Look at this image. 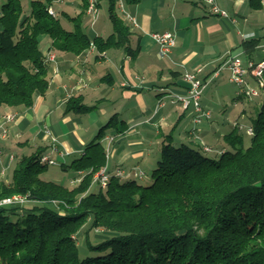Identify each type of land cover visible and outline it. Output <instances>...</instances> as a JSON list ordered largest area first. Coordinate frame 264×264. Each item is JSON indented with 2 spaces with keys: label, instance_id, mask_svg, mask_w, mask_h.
I'll use <instances>...</instances> for the list:
<instances>
[{
  "label": "trees",
  "instance_id": "obj_1",
  "mask_svg": "<svg viewBox=\"0 0 264 264\" xmlns=\"http://www.w3.org/2000/svg\"><path fill=\"white\" fill-rule=\"evenodd\" d=\"M55 1L30 0L28 8L23 0L1 5L0 107L31 108L49 90L43 37L51 39L53 49L74 55L92 43L100 53L121 48L138 55L140 48L131 47L132 31L118 13L119 0H108L113 33L94 39L82 25L90 0H80L75 17L66 14L73 29L49 13ZM98 107L74 96L65 113L87 114ZM118 120L114 114L79 158L61 164L81 173L80 183L42 179L51 165L41 163L42 147L15 162L10 181L0 180V202L14 194L28 197L25 204L0 205V264H264V98L252 117L246 149L238 147L242 138L234 131L225 137L231 146L219 152L177 144L171 132L161 143L150 185L116 174L106 186L94 185V175L107 162L105 131L126 128L123 122L118 127ZM87 225L80 246L78 235ZM98 229L106 235L90 241L89 232Z\"/></svg>",
  "mask_w": 264,
  "mask_h": 264
},
{
  "label": "crops",
  "instance_id": "obj_2",
  "mask_svg": "<svg viewBox=\"0 0 264 264\" xmlns=\"http://www.w3.org/2000/svg\"><path fill=\"white\" fill-rule=\"evenodd\" d=\"M214 2L227 12V16L213 13L212 5L206 0H141L134 5L123 2L124 10L135 18L138 26H133L124 17L119 3L118 13L132 31L131 47L140 48L135 58L121 48L100 53L96 46L81 55H74L53 49L51 39L43 37L40 43L43 53L56 54V60L50 63L49 90L45 95L37 96L31 108L0 107V121L4 114H17V119L10 125L9 137L0 140L2 151L15 156L13 161L7 154L0 158L3 169L5 166L10 168L24 154L32 153L33 146L48 148L54 153L52 158L65 164L71 157L79 158L94 138L96 129L92 130L90 124L92 116L98 114L94 122L100 129L108 121V117L102 116L106 115L107 107L114 108V114H118L126 126L124 132L116 128L102 140L104 146L109 145L107 171L111 176L120 171L123 177H128V174L142 170L144 163L148 170H153L165 136L178 130L177 139L173 136L177 144L186 142L207 145L218 152L223 150L225 137L238 129L235 126L238 118L255 116L264 98V88L259 97L246 98L230 86L235 85L230 80V70H218L233 55H240L245 62L264 60V0ZM103 4L108 15V0L100 1L97 15ZM257 4L261 7L254 8ZM55 5L59 6L57 11L71 17L81 11L80 0H64ZM68 9H72V13ZM90 17L92 25L86 23ZM100 19L96 16L94 21L88 12L84 16L83 29L91 39L107 38L113 33L109 15L110 22L106 18L105 21ZM71 24L73 26L69 20ZM165 31L174 32L177 42L171 55L162 58L151 34ZM186 72H197L201 80L208 82L202 106L211 110L212 118L197 130H194L198 125L194 122L193 108L184 110L181 104L170 101L162 107L158 105L164 95L161 89L186 92L188 84L183 78ZM247 81L253 87L258 86L251 74ZM116 95L119 97L114 100ZM74 96H82L85 104H98L99 107L89 114L65 113L67 101ZM231 99L232 112L228 105ZM216 111L220 112L221 120L215 117ZM160 136L161 140L157 138ZM106 137L114 140L110 143ZM54 142L58 152L52 151ZM15 146L19 150L14 149Z\"/></svg>",
  "mask_w": 264,
  "mask_h": 264
},
{
  "label": "built area",
  "instance_id": "obj_3",
  "mask_svg": "<svg viewBox=\"0 0 264 264\" xmlns=\"http://www.w3.org/2000/svg\"><path fill=\"white\" fill-rule=\"evenodd\" d=\"M62 0H56L55 4L60 3ZM120 6L123 11V15L127 18L133 26H138L135 18H133L123 7V0H119ZM209 4L212 5V12L215 14H219L221 16H227V12L220 9L214 2V0H206ZM87 12L91 14L96 19L98 8H97V0H90L89 7ZM49 13L52 16L57 15V10L54 6L49 8ZM152 38L159 46V55L164 57H169L173 52L174 47L176 46V34L171 31L165 32H154L151 34ZM92 47L95 45L92 43ZM56 60L55 53H49L46 56V62L51 63ZM227 68L230 70V80L238 87L239 95H243L246 98H257L261 94V89L264 88V60L259 62H254L252 60H248L245 62L240 55H233L229 56L226 61L219 67V70ZM253 75L257 80V87L251 86L247 81V76ZM184 81L188 84L187 90L185 93H177L173 91H167L165 89H161V92H164L163 96L159 99L158 105L160 107L164 106L167 101H170L174 104H181L184 109H188L192 107L195 112L194 122L196 125H200L205 121H208L212 118L211 110H208L202 106V96L204 94L205 88L208 82H204L198 76L197 72H186L184 74ZM17 119L16 113H7L2 116L0 121V140H5L10 135V125L15 122ZM248 134L250 136L253 135V127L250 126L247 128ZM45 132L47 134L50 133L49 129L45 127ZM109 142L111 143L114 138L113 137H106ZM55 141V140H54ZM208 151L210 148L206 147ZM53 152H58V148L56 143H53L52 146ZM68 154L69 152H65ZM3 154V151L0 149V156ZM10 161L15 159L14 154L8 155ZM41 163H49L51 165H55L57 163L56 159H53L50 155L44 154L41 159ZM9 166H5L3 169L2 174L6 173V170ZM99 184L103 187L109 182L111 175L108 173L107 168H103L100 172L96 175ZM117 176L123 177V172H118ZM130 175L128 174V177ZM135 177L143 178L144 173L141 171H137L134 173ZM28 201L26 196H11L1 200L0 205H11L15 206L17 204H25Z\"/></svg>",
  "mask_w": 264,
  "mask_h": 264
},
{
  "label": "rangeland",
  "instance_id": "obj_4",
  "mask_svg": "<svg viewBox=\"0 0 264 264\" xmlns=\"http://www.w3.org/2000/svg\"><path fill=\"white\" fill-rule=\"evenodd\" d=\"M8 0H0V7H1V5L2 4H4V3H6ZM24 1V4L26 5V7L28 8V5H29V1L30 0H23ZM64 0H62L60 3H62ZM59 3V4H60ZM55 7V9L57 10H59V6L58 5H55L54 6ZM71 10L72 9H68V11L70 12V13H72L71 12ZM66 12H61V11H57V16H59L60 18H61V22H62V24H63V26L65 27V28H67V29H73V26H72V24L71 25H69V20L67 19V16H66ZM106 15V16H105ZM98 17H99V19H100V21H105V18L109 21V19H108V15H107V12H106V5L105 4H103V6H102V8H101V10H100V12H99V14L97 15ZM110 22V21H109ZM86 23H89V24H91V17L89 18V19H87V22ZM85 23V24H86ZM92 25V24H91ZM47 38H49V37H47ZM185 74V73H184ZM183 78H184V75H183ZM213 85H211V87H212ZM232 88H236V89H238V87H236V85H230ZM114 98V100H116V99H118L117 97H119L118 95H116V97L115 96H113ZM202 102V101H201ZM228 105H229V107H231V109H229V111L230 112H232V99L231 100H229L228 101ZM183 108V107H182ZM190 108H192V107H190ZM184 109V108H183ZM189 109V108H188ZM188 109H184V110H188ZM194 110V109H193ZM94 112H95V110H94ZM114 112H115V110H114V108H112V107H107V109H106V115H102L103 117H104V119H107L106 117H108V120L113 116V114H114ZM91 113V112H90ZM87 114H89V113H87ZM100 114H102V113H100ZM95 116H98V114L97 113H95L93 116H92V121H91V125H92V130H93V128H95L96 130H95V133H94V138L93 139H95V137L97 136V134H98V131H99V128H97L96 126V124H95V122H94V120L97 118V117H95ZM215 117H217V118H219L220 120H221V116H220V112L219 111H216L215 112ZM239 121H238V123H236L235 124V126H236V128H238L237 130H234V132H235V134H240V136H241V138H242V143H240L239 145H238V147L241 145V146H243V148L244 149H246V147H248V146H250V144H251V140H252V136H250L249 134H248V131H247V128L248 127H250L251 126V124H252V119L251 118H249L248 116H240L239 118ZM230 120H233V117L232 118H230ZM118 125L119 126H121L122 125V121H121V119L119 118V120H118ZM201 125L202 124H200V125H198V126H196V128L195 129H198V128H200L201 127ZM174 129V128H173ZM115 130H117L116 129V126L115 125H113V127H111V128H109V129H107L106 131H105V134H108V133H112L113 131H115ZM178 132H179V130H178ZM178 132L177 131H174L173 132V136L177 139V137H178ZM159 140H161L162 139V137L160 136V137H157ZM157 138H156V140H157ZM222 142H223V140H222ZM224 145H226V147H228V146H231V145H229L228 144V142L225 140L224 141ZM109 146V145H108ZM108 146H105V149H106V153H107V162H108V158H109V155H110V151H109V147ZM2 146H0V149L1 150H3V148H1ZM16 148H14V149H16V150H19V148H17V146H15ZM208 147V146H207ZM210 147V146H209ZM232 148V147H231ZM48 148H46L45 149V151L47 150ZM37 150V148H35L34 146H33V150H32V152H34V151H36ZM46 155H54V153H52L50 150H47L46 152H44ZM6 154L7 155H9L8 153H6V152H3V154L0 156V158H3V157H5L6 156ZM51 156V157H52ZM76 158H78V156H74V157H71L70 159H67V163L68 164H70L71 162H72V160H74V159H76ZM54 159V158H53ZM66 162V161H65ZM107 162H106V165L105 166H103L101 169H103V168H107L108 167V164H107ZM61 163H62V160H58L57 161V163L55 164V165H50L49 166V169L44 173V174H42L41 175V178L42 179H44V180H51V181H56V182H61V183H63V184H65V185H67V186H71V184H78V183H80V181H81V173L80 174H77V176H75L76 175V172L73 170V169H67V170H63L62 168H61ZM145 164V163H144ZM142 165L141 166V168H142V170H138L139 172H143L144 171V173L146 174L145 176H143V178H141V179H138L141 183H143V184H145V185H150L152 182H153V176H152V170H148L147 169V167L145 166V165ZM37 166H40V164L38 163L37 164ZM1 168H2V170H3V167L1 166V164H0V171H2L1 170ZM140 168V169H141ZM14 169H15V163H12L11 164V166H10V168H8L7 170H6V173L5 174H2V177H0V180H5V181H10L11 180V178H12V175H13V171H14ZM100 169V170H101ZM100 170L94 175V177H93V183H94V185L96 184V183H98V181H96V179H97V174L100 172ZM135 173V172H134ZM134 173L132 174V175H134ZM75 176V177H74ZM74 177V178H73ZM72 182V183H71ZM93 185V186H94ZM98 186H96L94 189L95 190H98V188H97ZM12 196H21L20 194H14V195H12ZM22 196H26V195H22ZM27 197V196H26ZM28 198V197H27ZM88 228V225L81 231V233L78 235L79 236V239H78V242H79V244H80V246H84V244H85V230ZM90 234V241H93V242H98V241H100L101 239H103V237L106 235V232H104L103 230H100V229H98V230H94V231H92V232H89Z\"/></svg>",
  "mask_w": 264,
  "mask_h": 264
}]
</instances>
